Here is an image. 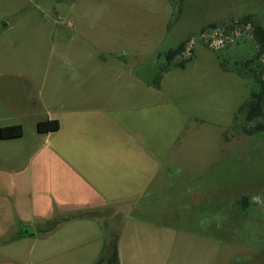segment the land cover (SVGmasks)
<instances>
[{"label": "rangeland", "instance_id": "rangeland-1", "mask_svg": "<svg viewBox=\"0 0 264 264\" xmlns=\"http://www.w3.org/2000/svg\"><path fill=\"white\" fill-rule=\"evenodd\" d=\"M246 15L264 25V0H0V129L28 134L55 112L64 92L50 86H76L89 103L90 86L108 85L117 170L94 176L110 187L104 199L145 203L119 204L114 218L71 211L54 225L46 215L20 221L0 199V264H95L125 227L123 264H264V129L247 131L264 117L239 111L259 90L256 64L245 66L257 44L250 25L225 30ZM184 40L157 85L166 52ZM85 104L72 120L92 133L106 105ZM55 136L37 147L55 148ZM23 139L7 148L26 147L20 164L31 171L40 153L30 158Z\"/></svg>", "mask_w": 264, "mask_h": 264}, {"label": "crops", "instance_id": "crops-1", "mask_svg": "<svg viewBox=\"0 0 264 264\" xmlns=\"http://www.w3.org/2000/svg\"><path fill=\"white\" fill-rule=\"evenodd\" d=\"M91 78L92 76L89 75L88 79ZM90 87L94 91V95L86 96L91 98L89 103H86L88 100L80 101L81 96L77 94L80 88L76 86H56L55 88L50 86L47 88V91L50 89L51 91L64 92V96L56 101L58 104H55V112L47 111L46 118L58 119L60 128L56 131L41 133L37 130L38 122L36 121L35 127L29 129L28 134L24 132L19 137V139L26 138L17 140V143L25 142L33 150L30 158L40 153V157L31 171H27V168L20 164L27 158L26 147L10 150L6 143L10 140H3V149L0 151V155L4 158L0 165V177L2 176L0 199L3 204L13 205L10 210L19 214L20 221L41 220L46 215L48 220L64 223V221L71 220L72 217L65 216L71 211L75 212L74 216H76L79 214L77 210L80 209L100 211L103 208H106V215L114 218L118 211L124 210V206L121 209L118 208L119 204L136 207V209H142V206L145 205L141 199L136 202L133 199L123 200L116 197L112 202V199H104L101 194L102 188L110 190V187L106 184L102 185L101 180H96L94 174H98L97 171L112 173L117 170V165L113 164V160L118 155L115 148L116 138L113 140V135L109 131L113 119V103L109 97L104 95L105 93L111 95L113 90L106 84ZM84 90L86 92V87ZM78 103H86L84 106L91 103L106 105V107H98L100 108L99 112H106L107 119L96 131L89 133L80 127L78 121L72 120L73 117L79 115L78 110H75ZM60 111L67 114V117L70 116V120L64 119L63 121L59 117ZM114 112H117V108L114 109ZM104 129L105 131H103ZM53 133H56L55 137H57L55 138V148L37 147L38 142L43 138H45L43 146L48 145V139L52 137ZM103 160L106 163L105 166L102 165ZM24 205L31 206V212H36L34 216L28 217L23 213ZM112 205L116 206L115 210L111 209ZM127 236L128 228L125 227L117 237L119 264L125 262L123 246L126 245Z\"/></svg>", "mask_w": 264, "mask_h": 264}, {"label": "trees", "instance_id": "trees-1", "mask_svg": "<svg viewBox=\"0 0 264 264\" xmlns=\"http://www.w3.org/2000/svg\"><path fill=\"white\" fill-rule=\"evenodd\" d=\"M211 27H216L214 24ZM250 25L252 27L253 36L257 44V51L253 58L246 61L245 66H250V64L255 63L256 67L252 68V71L255 74V79L259 84V90L253 91L251 93L250 99L244 102L239 107V111L246 112V118L248 122H252L256 119L264 117V78L262 72V66L260 63V59L264 57V25L261 24L257 19L253 18L252 15H246L240 19L233 20L232 22L226 25L225 30H236L239 26ZM226 30V31H227ZM187 40L180 42L176 47L170 48L165 56L167 64L165 66H161L160 73L157 75L156 83L157 85L160 83L164 72L169 70V66L172 64L174 59L183 55L187 50ZM188 60V59H187ZM183 61L177 63L184 67L185 62ZM60 128V121L58 119H45L41 120L37 123V130L41 133H48L51 131H56ZM264 129V121L256 124L254 127L247 128L248 132H253L255 130H263ZM24 133L23 125L21 124H13L1 127L0 129V137L2 139H13L21 137ZM59 223L58 221L55 222ZM52 229V228H51ZM20 236H26V234L20 233ZM95 264H119V256H118V247L117 240L111 251V254L104 258L101 257Z\"/></svg>", "mask_w": 264, "mask_h": 264}]
</instances>
